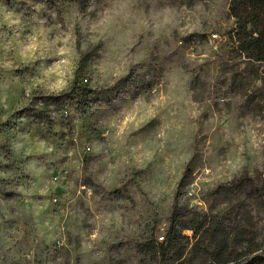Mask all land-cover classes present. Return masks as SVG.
I'll return each instance as SVG.
<instances>
[{
  "label": "clouds",
  "instance_id": "1",
  "mask_svg": "<svg viewBox=\"0 0 264 264\" xmlns=\"http://www.w3.org/2000/svg\"><path fill=\"white\" fill-rule=\"evenodd\" d=\"M226 26L240 29L229 0H0V130H15L0 141V225H10L0 230V264H130L138 225L151 222L138 215L144 204L113 190L126 191L132 168L151 169L152 210L176 214L183 242L204 236L192 221L219 222L229 264L264 256L236 242L247 219L264 245V212L252 205L257 214L245 216L212 194L231 189L245 164L246 128L225 110L231 82L209 72L214 53L234 43ZM129 78L143 87L124 88ZM249 78L264 88V70ZM84 84L94 95L76 91ZM85 99L106 114L100 137L82 136L93 123ZM261 143L264 133L249 151Z\"/></svg>",
  "mask_w": 264,
  "mask_h": 264
},
{
  "label": "rangeland",
  "instance_id": "2",
  "mask_svg": "<svg viewBox=\"0 0 264 264\" xmlns=\"http://www.w3.org/2000/svg\"><path fill=\"white\" fill-rule=\"evenodd\" d=\"M229 0V8H230ZM233 28L225 27V32L228 40H232L231 31ZM206 39V36L204 37ZM217 57V63L209 68V72H218L223 78L224 83L231 82V92L234 103L226 106V111L229 112L237 121V131L246 128V139L244 141V151L241 153L245 160V164L241 169L243 175L235 178L231 189H225L223 184L217 186V189L213 191L214 196L232 202L234 206H242V211L245 216L256 215L255 210L249 211L252 205H255L262 212H264V143L259 144L258 147H254L249 151V146L252 145V138L259 137L261 133H264V88H256L253 86V81L249 77H258L261 70H264V63L249 58L245 53H241L236 44L233 43L231 47L225 46L222 52L214 53ZM86 63V61L84 62ZM244 72H247L249 76H245ZM83 73V67L81 73ZM84 86L90 87L88 84H84L82 87H77L76 91ZM135 86L142 88L143 83L137 82L131 78L127 79L123 83L124 88ZM12 93H10L11 95ZM91 95H94L92 93ZM99 98V97H97ZM105 99H110L105 94ZM194 101L198 98L194 97ZM94 102V101H93ZM88 103V102H87ZM219 105L216 106L219 109ZM85 121L91 117L93 123L87 124L83 135L100 137L101 133L99 125H102L107 118L104 111L96 112L88 108L87 105L82 106ZM246 122V123H245ZM157 121L152 120L148 127L154 128ZM14 129L3 128L0 130V141L6 136H12ZM230 151H226L223 147L219 152L223 156L224 162L228 163L230 159ZM87 158V157H85ZM151 169H136L132 168L125 172L123 177L122 186L126 189L125 192L118 190L119 186H114L115 194L122 200L129 201L135 207L138 203L144 204L145 207L138 213L140 219L151 220L150 223H145L142 226L138 225L141 230L138 233L137 245L131 250L130 264H199L203 261H210L213 257V252L216 246L218 237L226 236V229L217 222L212 228L205 229L204 236L195 241L191 232L185 234L186 238H192V243H185L182 241L180 248L182 250L170 249L165 256H158L155 259L149 250H144L143 245L149 241L161 242V237L165 239L167 230L169 228L171 219L175 213L169 214L168 218H161L159 213L152 210V201L150 199V189L155 180L154 175H149ZM58 175V173H57ZM199 176L193 175V184L197 183ZM256 190L258 193H255ZM56 193L63 195V189L57 188ZM155 217V218H154ZM9 223L0 225V230H4L9 227ZM218 226V228H217ZM249 220H245V226L241 229L237 238V243H246L248 238H256V236L250 231L254 228ZM30 233L26 232L25 240H27ZM207 241V242H206ZM198 242V246L195 244ZM247 244V243H246ZM39 247V245H37ZM264 247V245H263ZM47 246L45 245V251ZM231 250V249H230ZM11 251V249L9 250ZM183 253L180 259L178 258ZM176 259V260H174ZM14 264H25L23 261H15ZM39 264V262H38Z\"/></svg>",
  "mask_w": 264,
  "mask_h": 264
},
{
  "label": "trees",
  "instance_id": "3",
  "mask_svg": "<svg viewBox=\"0 0 264 264\" xmlns=\"http://www.w3.org/2000/svg\"><path fill=\"white\" fill-rule=\"evenodd\" d=\"M229 11L232 17H236L240 21V29L235 33V36L232 35L235 29L231 31V38L237 49L249 58L264 63V0H231ZM79 92L85 98L92 94L86 86L79 89ZM87 102L85 99L83 106L87 105ZM255 193L258 191L256 190ZM192 223L196 226L197 234L204 229L205 225L202 222L197 224L196 221H192ZM170 224L171 227L169 225L165 236L166 245L158 241H149L143 245V249L149 250L156 257L155 259H158V256H165L170 249L182 250L180 248L182 238L174 229L185 225L177 224L176 214L173 215ZM223 237L216 242L212 260L203 261L199 264H229V259L233 253L227 243L226 236ZM246 243L251 245L249 252L252 253L263 247V245L256 243L254 237L248 238ZM195 245L198 246V242ZM182 255L183 253L176 259H180ZM249 264H264V256H255Z\"/></svg>",
  "mask_w": 264,
  "mask_h": 264
}]
</instances>
